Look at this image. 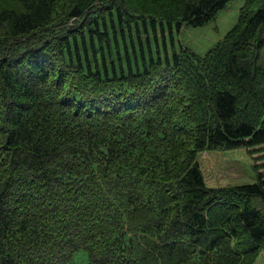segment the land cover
<instances>
[{"label": "trees", "instance_id": "16d2710c", "mask_svg": "<svg viewBox=\"0 0 264 264\" xmlns=\"http://www.w3.org/2000/svg\"><path fill=\"white\" fill-rule=\"evenodd\" d=\"M231 1L0 0V264L259 262L264 173L198 155L264 144V0L174 41Z\"/></svg>", "mask_w": 264, "mask_h": 264}, {"label": "rangeland", "instance_id": "374dc122", "mask_svg": "<svg viewBox=\"0 0 264 264\" xmlns=\"http://www.w3.org/2000/svg\"><path fill=\"white\" fill-rule=\"evenodd\" d=\"M243 2L244 0H232L214 20L205 25L196 27L184 25L179 31H174L175 45L182 44L203 55L214 45L216 39H212L213 36H222L234 25ZM263 148L264 144L253 148L199 153L198 160L206 183L218 187L254 182L257 169L264 173ZM255 264H264V254Z\"/></svg>", "mask_w": 264, "mask_h": 264}, {"label": "crops", "instance_id": "0c3cea01", "mask_svg": "<svg viewBox=\"0 0 264 264\" xmlns=\"http://www.w3.org/2000/svg\"><path fill=\"white\" fill-rule=\"evenodd\" d=\"M230 28H231V27H230ZM230 28H229V29H230ZM229 29H227V30L225 31V33H226ZM225 33H224V34H225ZM224 34H223V35H224ZM223 35H222V36H223ZM222 36L216 35V36H213L212 39H216V40H215V42H216V41H217L218 39H220ZM217 38H218V39H217Z\"/></svg>", "mask_w": 264, "mask_h": 264}]
</instances>
